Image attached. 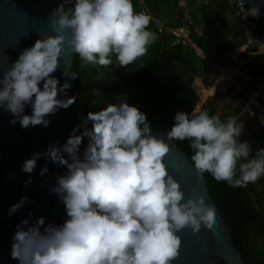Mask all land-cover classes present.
Segmentation results:
<instances>
[{
	"label": "clouds",
	"instance_id": "obj_1",
	"mask_svg": "<svg viewBox=\"0 0 264 264\" xmlns=\"http://www.w3.org/2000/svg\"><path fill=\"white\" fill-rule=\"evenodd\" d=\"M248 11L259 15L258 7ZM51 15L58 34L37 39L0 75V108L14 117L13 126L18 120L24 129L47 128L49 116L76 102L67 95L68 80L61 85L54 75L61 68L65 43L83 61L82 68L108 67L113 56L126 68L146 55L157 39L149 30L151 17L137 12L133 0H64ZM63 75L77 77L66 69ZM26 106L32 108L30 115L25 114ZM80 129L77 125L63 145L34 153L22 166V171L34 174L43 157L66 167L49 191L60 197L68 219L60 226H45L44 217L34 225L28 220L17 225L11 256L19 264H173L182 248L179 232L214 228L216 206L205 196L185 200L180 182L165 163L170 144L152 134L138 106L120 102L89 111ZM243 131L236 116L225 122L208 111L193 110L177 112L166 135L168 140L189 141L198 177L209 173L217 182L238 188L264 177V148L253 155L249 142L240 139ZM85 137L88 144L81 158ZM47 172L45 165L40 174ZM26 203L28 198H21L10 214Z\"/></svg>",
	"mask_w": 264,
	"mask_h": 264
},
{
	"label": "trees",
	"instance_id": "obj_2",
	"mask_svg": "<svg viewBox=\"0 0 264 264\" xmlns=\"http://www.w3.org/2000/svg\"><path fill=\"white\" fill-rule=\"evenodd\" d=\"M179 1L133 0L137 12L142 11L153 19L149 30L157 39L149 45L146 55L126 68L118 64L115 56L108 67L88 65L82 68L83 61L78 55L74 56L75 89L86 116L89 111H99L108 104L128 102L146 113L148 122L161 112L171 128L177 112L190 114L201 100L195 78L206 71L207 63L173 33L186 29L190 33L188 40L203 52L205 60L221 65L224 58L240 57L244 67L250 69V78L241 83L244 92L233 85L227 104L218 115L225 122L229 116L239 118L244 107L242 100L249 102L247 95L253 96V91L264 83V53L253 50V55L249 56L247 51L242 52L245 41L239 43L237 35L242 29V20L225 1L182 0L183 8L178 7ZM66 5L71 7V3ZM156 21L162 24V30ZM256 33L255 39H264L260 23ZM258 102L264 109V94H259ZM199 111L208 110L202 107ZM254 112L256 116H262L257 107ZM257 124L259 130L255 139L264 146V124L259 121ZM88 127H91L90 123ZM240 139L248 141L245 135ZM176 142L191 160L194 150L189 141ZM204 175L212 198L221 205L232 226L236 245L244 251L245 264H264V177L247 187L233 188L227 182H217L209 173Z\"/></svg>",
	"mask_w": 264,
	"mask_h": 264
},
{
	"label": "water",
	"instance_id": "obj_3",
	"mask_svg": "<svg viewBox=\"0 0 264 264\" xmlns=\"http://www.w3.org/2000/svg\"><path fill=\"white\" fill-rule=\"evenodd\" d=\"M244 1L249 9L259 8L256 18L264 30V0ZM63 2L0 0V75L11 67L25 48L33 46L37 39L58 34L60 29L56 24V17L51 13ZM66 35L70 39L71 34ZM74 56L65 43L60 58L61 68L54 75L61 85L68 80L71 88L67 95L75 96L76 102L68 109H60L54 116H49V127L35 126L24 129L18 120L13 126L10 121L14 117L0 108V264H19L18 260L12 258L11 252L17 225L22 221L28 220L34 225L40 217H44L45 226H60L68 219L60 197L49 191L50 187L56 185L57 178L66 174V167L43 157L37 161L34 174L25 173L22 166L34 153H44L53 144L63 145L77 125H81L80 131H83L87 116L80 95L75 89L77 77L70 79L63 75L65 69L69 75L74 74ZM60 98L65 97L61 95ZM31 113V106H26L25 114ZM149 123L152 134L163 137L170 144L165 163L170 174L180 182L185 192V200L205 196L207 202L217 208V221L213 229L205 227L199 233H194L190 228H186L178 233L182 238V248L179 258L173 261V264H245L244 251L236 245L235 234L221 205L212 198L207 178L204 174L198 177L186 153L175 140L167 139L166 134L171 128L165 116L160 112ZM87 144L88 138L85 137L80 149L81 158ZM45 165L48 172L41 175V169ZM29 179L31 183H26ZM23 197L28 198V203L10 214V207ZM41 230L43 231V228Z\"/></svg>",
	"mask_w": 264,
	"mask_h": 264
},
{
	"label": "rangeland",
	"instance_id": "obj_4",
	"mask_svg": "<svg viewBox=\"0 0 264 264\" xmlns=\"http://www.w3.org/2000/svg\"><path fill=\"white\" fill-rule=\"evenodd\" d=\"M231 9L234 10L233 8ZM156 23L162 30V24L158 21H156ZM195 32L198 33L197 30H195ZM186 33L190 34L188 31H186ZM174 34L179 36L177 31H174ZM244 46L245 47L242 48V50L247 51L249 56L253 55V50H256L258 54L264 53V44L260 41V39L255 40V37L249 38ZM196 54L204 59L207 66L206 71L195 78V86L201 100H199L194 110L199 111L202 107H206L210 115L218 116L221 113L220 109L227 104L226 101L228 99L227 97L229 96V92L231 91V87L235 85L243 91L241 83L250 78V69L244 67V61H242L240 57H235L234 59L224 58V63L219 65L205 60L201 50H197ZM263 88L264 86H261L257 89V91L264 94L262 93ZM219 91L221 94L218 93ZM257 91H253L254 96ZM247 96L249 98V102L246 103L244 100L241 102L244 107L242 108L241 114L238 118V124L244 129L243 135H245L251 145L252 152H255L259 148H264V146H262L255 139L259 130L257 121L264 124V109L259 106L258 109L262 111V116H256L254 112V105H256L254 103V97H251L250 95ZM218 107L219 110H217Z\"/></svg>",
	"mask_w": 264,
	"mask_h": 264
},
{
	"label": "built area",
	"instance_id": "obj_5",
	"mask_svg": "<svg viewBox=\"0 0 264 264\" xmlns=\"http://www.w3.org/2000/svg\"><path fill=\"white\" fill-rule=\"evenodd\" d=\"M222 1H225L230 8H233L237 16L241 18L242 29L237 32V35L239 37L238 42L242 43L246 39L245 41V44H246L249 38L255 37V35H257L256 33L257 24L259 23L258 19L256 17L250 16L249 11H248L249 7L246 5L244 0H222ZM178 6L183 7V1H180L178 3ZM186 31L187 30H177V34H179V36L177 37L182 38L183 43L190 45L195 51H197V48L188 40L189 34H187ZM255 40H257V38ZM260 41L264 44V39H260ZM242 51H245V50H242ZM258 96H259V93H255V96L254 95L251 96V97H254V103L257 105V106L256 105L254 106L257 108L260 106L258 102Z\"/></svg>",
	"mask_w": 264,
	"mask_h": 264
},
{
	"label": "crops",
	"instance_id": "obj_6",
	"mask_svg": "<svg viewBox=\"0 0 264 264\" xmlns=\"http://www.w3.org/2000/svg\"><path fill=\"white\" fill-rule=\"evenodd\" d=\"M196 52V51H195ZM262 86H264V83H263V85Z\"/></svg>",
	"mask_w": 264,
	"mask_h": 264
}]
</instances>
